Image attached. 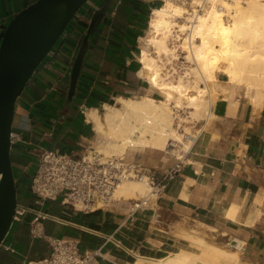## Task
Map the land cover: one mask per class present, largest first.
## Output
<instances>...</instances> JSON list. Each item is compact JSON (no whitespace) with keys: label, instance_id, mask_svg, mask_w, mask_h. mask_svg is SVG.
Returning <instances> with one entry per match:
<instances>
[{"label":"crops","instance_id":"1","mask_svg":"<svg viewBox=\"0 0 264 264\" xmlns=\"http://www.w3.org/2000/svg\"><path fill=\"white\" fill-rule=\"evenodd\" d=\"M34 1L0 0V28ZM116 2L89 38L72 99L71 69L88 32L91 9L78 17L16 101L12 132L20 140L12 143L11 156L18 205L35 211L13 221L0 246V264L48 255L50 236L78 239L81 249L102 246L104 257L92 264H156L181 248L199 250L200 242L238 252L236 264H264V95L253 97L229 83L224 73H218L212 88L217 92L210 106L213 115L182 157L155 148L125 152L127 161L158 175L181 162V170L149 207L130 216L121 202L90 211L60 200L36 203L28 184L43 149L81 154L94 139L89 110L101 113L119 96L155 93L139 75V55L141 37L159 0ZM37 211L50 217L39 219L40 235L34 237L31 219Z\"/></svg>","mask_w":264,"mask_h":264},{"label":"bare ground","instance_id":"2","mask_svg":"<svg viewBox=\"0 0 264 264\" xmlns=\"http://www.w3.org/2000/svg\"><path fill=\"white\" fill-rule=\"evenodd\" d=\"M197 3L200 0H192L191 9L183 1L161 0L153 7L147 34L141 37L139 75L162 98L119 96L124 108L106 104L103 114L97 108L89 110L102 153L123 156L128 148L141 147L182 157L202 127L193 132L189 126L181 133L174 126L179 115L175 108L186 105L198 121L210 119L209 86L218 82V73L253 97L264 95V0H207L202 11L195 7ZM171 40L179 42L190 62L184 73L176 68V75L169 73L164 66V57L171 60L178 54V45H171ZM147 189L144 182L129 179L119 184L114 195L133 198ZM204 246L202 250L181 248L156 264H236L239 260L238 252L213 243Z\"/></svg>","mask_w":264,"mask_h":264},{"label":"built area","instance_id":"3","mask_svg":"<svg viewBox=\"0 0 264 264\" xmlns=\"http://www.w3.org/2000/svg\"><path fill=\"white\" fill-rule=\"evenodd\" d=\"M117 4L120 0H116ZM191 5L192 0H179ZM207 0H200L195 7L202 11ZM96 3V2H95ZM93 11V7H90ZM12 143L20 136L11 134ZM181 170V162L170 167L162 175L144 168L138 162L127 161L121 155H106L90 142L84 152L75 154L59 148L43 149L39 155L28 184L29 190L42 205L46 200H60L76 210L90 211L109 208L116 202L129 207L130 216L141 208L149 207L165 191L168 181ZM136 179L144 182L149 190L138 197H116L115 189L120 183ZM35 211L30 206L18 205L14 220ZM50 217L48 213L37 211L31 219V234L39 236L36 224L40 218ZM51 250L48 255L30 259L24 258L20 264H92L103 258L102 246L81 249L79 240L68 237L50 236ZM237 242L235 241V244Z\"/></svg>","mask_w":264,"mask_h":264},{"label":"water","instance_id":"4","mask_svg":"<svg viewBox=\"0 0 264 264\" xmlns=\"http://www.w3.org/2000/svg\"><path fill=\"white\" fill-rule=\"evenodd\" d=\"M114 0H36L0 28V246L10 231L18 206V187L11 156L16 101L46 64L78 17L93 7L87 34L73 62L69 99L78 78L90 36L109 13Z\"/></svg>","mask_w":264,"mask_h":264},{"label":"rangeland","instance_id":"5","mask_svg":"<svg viewBox=\"0 0 264 264\" xmlns=\"http://www.w3.org/2000/svg\"><path fill=\"white\" fill-rule=\"evenodd\" d=\"M161 0H159V2H160ZM245 2H246V0H245ZM156 6V5H155ZM186 6H188L189 8H191L192 6L191 5H189V4H186ZM192 9V8H191ZM152 13V12H151ZM151 13H150V15H151ZM149 15V16H150ZM149 19H150V17H149ZM148 24H149V21H148ZM147 30H148V26H147V29H146V34H147ZM145 34V35H146ZM145 35H143V36H145ZM170 43H171V45H174V44H176V45H178L177 46V51H176V53H178L177 54V57L174 59V58H172L171 57V60H168L167 58H165L164 57V61H165V63H166V65H164L165 67H166V71H168L169 73H174L175 75L177 74V73H175V68H176V70H177V72L178 73H184V71L185 70H187L186 68L190 65V62H188L187 61V59L185 58V56H186V52H184L183 50H182V48L180 47V45L178 44L179 42L178 41H176V40H171L170 41ZM141 46H142V43H141ZM151 52H152V54L153 55H155L156 53L154 52V49H151L150 50ZM167 60H168V62H167ZM215 85V84H214ZM214 85H210L209 86V92H210V98H211V100H212V102H213V100H214V98L217 96V92H216V90H215V93H212V88H213V86ZM151 90H154L155 91V93H154V95H152V93H150V94H148V93H146V94H148V95H150V96H154V97H156V98H162V93L159 91V90H157V89H155V88H153V87H151ZM152 92V91H151ZM132 97V96H131ZM136 97H140V96H136ZM112 105H115V106H118V107H120V108H124V106L121 104V103H119L118 101L117 102H113L112 103ZM178 110V111H177ZM190 110H191V108H189V107H187L186 105H184L181 109H177V108H175V111H176V114L175 115H177V114H179V115H177L178 117H176L175 118V122H174V126L175 127H177V129L181 132V133H183V132H185L186 131V129H187V127H188V129H189V126L192 128H190L191 129V131H193V132H196L199 128H201V127H203L204 126V121L207 119V118H205V116H207V115H203V118H205V119H202L201 121H198L197 119H195V118H193V116H192V113L190 112ZM105 112V108L103 109V110H101V114H103ZM178 112V113H177ZM212 113V112H211ZM213 115V114H212ZM180 116H182V117H180ZM187 117V118H186ZM181 118V119H180ZM180 124V125H179ZM179 125V126H178ZM186 128V129H185ZM95 135H96V133L94 132V139H93V145L95 146V148H99L98 150H100V144H99V142H96L97 141V138L95 137ZM96 138V139H95ZM137 149H142L141 147H138V148H135V149H131V148H128V150L127 151H132V150H137ZM126 151V152H127ZM161 151H163L164 153H167L168 155H170V156H173V157H175L173 154H171L170 152H166V150H161ZM123 156H125V153H124V155ZM33 169H34V167H33ZM134 180H136V179H134ZM148 191V189L145 191V192H143V193H139V194H137L138 196H140V195H143V194H145L146 192ZM137 195H135V197H138ZM203 243L204 242H200V244H199V250H202V248H204L205 246H203ZM205 244V243H204ZM194 250V249H193ZM166 260V259H165ZM135 263V262H134ZM202 264V263H201Z\"/></svg>","mask_w":264,"mask_h":264}]
</instances>
